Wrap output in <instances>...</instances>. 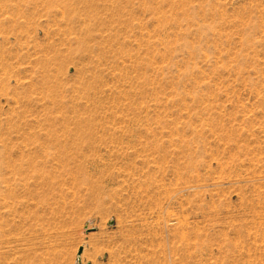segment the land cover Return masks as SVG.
<instances>
[{
	"label": "rangeland",
	"instance_id": "obj_1",
	"mask_svg": "<svg viewBox=\"0 0 264 264\" xmlns=\"http://www.w3.org/2000/svg\"><path fill=\"white\" fill-rule=\"evenodd\" d=\"M0 264H264V0H0Z\"/></svg>",
	"mask_w": 264,
	"mask_h": 264
},
{
	"label": "water",
	"instance_id": "obj_2",
	"mask_svg": "<svg viewBox=\"0 0 264 264\" xmlns=\"http://www.w3.org/2000/svg\"><path fill=\"white\" fill-rule=\"evenodd\" d=\"M109 224H112V221H110Z\"/></svg>",
	"mask_w": 264,
	"mask_h": 264
}]
</instances>
